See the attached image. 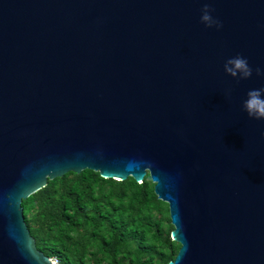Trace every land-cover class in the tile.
<instances>
[{
    "label": "water",
    "instance_id": "95a60500",
    "mask_svg": "<svg viewBox=\"0 0 264 264\" xmlns=\"http://www.w3.org/2000/svg\"><path fill=\"white\" fill-rule=\"evenodd\" d=\"M237 55L239 82L223 71ZM256 68L264 0H0V264H52L21 203L85 170L149 176L168 264H264V121L242 108Z\"/></svg>",
    "mask_w": 264,
    "mask_h": 264
},
{
    "label": "trees",
    "instance_id": "16d2710c",
    "mask_svg": "<svg viewBox=\"0 0 264 264\" xmlns=\"http://www.w3.org/2000/svg\"><path fill=\"white\" fill-rule=\"evenodd\" d=\"M153 187L148 175L138 184L69 172L22 201L24 221L37 250L58 264H168L179 245Z\"/></svg>",
    "mask_w": 264,
    "mask_h": 264
},
{
    "label": "clouds",
    "instance_id": "9594fccd",
    "mask_svg": "<svg viewBox=\"0 0 264 264\" xmlns=\"http://www.w3.org/2000/svg\"><path fill=\"white\" fill-rule=\"evenodd\" d=\"M213 10L207 4L201 9L200 23L206 28H216L219 30L222 24L212 15ZM225 75L231 77L237 82L247 80L253 75V69L249 65L248 60L237 55L227 59L223 65ZM255 74L260 77L264 76V70L260 68L255 69ZM230 95V90L227 93ZM243 111L248 118L253 120L264 121V87L258 89H251L246 94V99L242 105Z\"/></svg>",
    "mask_w": 264,
    "mask_h": 264
},
{
    "label": "built area",
    "instance_id": "2783aa9c",
    "mask_svg": "<svg viewBox=\"0 0 264 264\" xmlns=\"http://www.w3.org/2000/svg\"><path fill=\"white\" fill-rule=\"evenodd\" d=\"M52 264H58L57 261L55 259H50Z\"/></svg>",
    "mask_w": 264,
    "mask_h": 264
}]
</instances>
